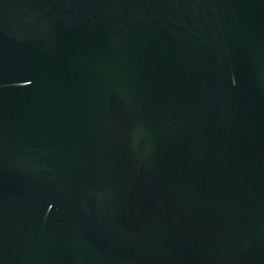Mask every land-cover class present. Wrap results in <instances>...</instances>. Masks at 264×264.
I'll list each match as a JSON object with an SVG mask.
<instances>
[{"label":"water","instance_id":"1","mask_svg":"<svg viewBox=\"0 0 264 264\" xmlns=\"http://www.w3.org/2000/svg\"><path fill=\"white\" fill-rule=\"evenodd\" d=\"M0 264H264V0H0Z\"/></svg>","mask_w":264,"mask_h":264}]
</instances>
